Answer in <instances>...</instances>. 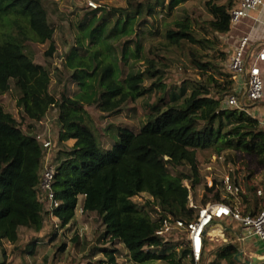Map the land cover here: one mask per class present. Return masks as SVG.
<instances>
[{"label":"trees","instance_id":"obj_1","mask_svg":"<svg viewBox=\"0 0 264 264\" xmlns=\"http://www.w3.org/2000/svg\"><path fill=\"white\" fill-rule=\"evenodd\" d=\"M190 1L142 0L128 2L125 8H88L77 22L81 35L64 63L72 71L70 81L78 92L73 97L56 98L57 94L50 92L48 68L34 63L28 52L30 44L46 43L44 57L50 59L55 52L54 28L44 0H0V96L12 88L19 92L17 116L0 105V243L15 245L22 230L36 234L24 246L14 248L21 264H28L26 256L35 255L41 243L38 234L49 218L39 190L42 145L34 136L23 133L21 127L24 123H39L54 108L58 131L52 159L53 191L59 203L52 212L57 229L54 232L72 223L80 198L81 214H93L100 222L102 233L97 243L103 241L104 246L93 248V254L102 253L106 264H118L116 245L123 246L133 264H192L185 236H156L162 219L170 216L193 221L197 209L208 203L238 208L242 216H254L263 208L264 192L256 195L260 189L247 182L250 175L245 177L246 193L241 192L238 200L225 194L216 180L207 186L200 172L198 152L227 151L242 156L247 160L245 167L253 164L264 175V125L253 115L255 104L247 112L222 106L233 84L227 70L231 50L224 38L232 33L229 11L239 0L205 2L209 19L204 29L214 35L213 40L196 36L188 17L169 20L176 8ZM145 17H160L162 26L158 28ZM125 37L120 53L115 55L112 43ZM156 38L159 44L151 45ZM83 41L86 49L82 54ZM143 41L150 43L148 51L159 52L162 47L166 49L164 54L171 48L190 45L187 53L196 74L159 98L138 129L117 126L111 149L107 150L86 108L113 115L152 92L145 81L157 78L152 86L163 87L157 75L167 66L161 62L166 56L150 58L144 53ZM204 49L216 55L207 59ZM139 62L145 65L143 70L137 67ZM177 88L179 94L174 92ZM68 141L73 145L67 146ZM231 177L240 187L234 174ZM199 187L202 195L197 201ZM140 195L148 199L137 203ZM189 195L197 209L189 207ZM216 223L222 226L226 241L206 236L200 264H244L234 257L245 247L250 253L264 255V249L251 244L261 241H238L237 222L226 218ZM55 236L53 233L51 240ZM64 250L62 243L58 252ZM3 255L0 249V260Z\"/></svg>","mask_w":264,"mask_h":264},{"label":"rangeland","instance_id":"obj_2","mask_svg":"<svg viewBox=\"0 0 264 264\" xmlns=\"http://www.w3.org/2000/svg\"><path fill=\"white\" fill-rule=\"evenodd\" d=\"M137 1L142 2V0H44V9L50 24L54 28L53 43L55 44V52L50 59L44 57V52L48 49V43L44 45L30 44L28 52L32 54L34 63L45 65L48 68L50 74V92L55 95L57 94L56 98L62 95L73 97V95L78 92L76 85L70 81L72 71L65 67L64 62L70 48L75 45L77 38L81 35L77 31L76 26L82 15L89 11L88 8H91L87 6V3H94L96 8L117 9L128 7V2ZM207 1L208 0H193L188 2L176 8L172 12L169 20H180L188 17L189 20H191V30L196 36H202L208 40H213L214 35L205 32L204 29L205 22L209 19L204 6ZM220 2L223 3L224 1ZM145 20L156 24L158 28L162 26L160 17L156 18V20H148L147 17H145ZM262 22L264 23V18H262ZM250 29H253V25L246 20L243 21L241 28L237 30L233 29L230 36L224 38L228 48L232 50L237 40L241 36L246 35ZM2 31H6V29H2ZM251 38H258L257 40L264 39V24L257 23L254 25ZM125 40L126 37L112 43L115 55L120 53L121 45ZM159 40L160 39L156 38L151 42V45H158V42H160ZM82 44L83 49L81 53L83 54L86 49V43L83 41ZM149 45L150 43L143 41L144 53L150 58L159 60L155 57L156 55L161 54L166 56V59H162L161 62L166 63L167 66L163 67V72L157 75V77H161L163 89L154 88L152 86L153 83L157 82V78L152 81H145L144 85L150 87L152 92L140 97L134 103H128L118 113L113 115L101 114L93 107L86 108L92 120V127L95 128L103 147L107 150L111 149L114 140V131L117 126H129L133 129H138L145 124V117L150 107L156 103L159 98L165 97L166 94H169L168 90H172L175 86L179 87L184 80L191 79L196 74V70L192 67L187 53L190 45L184 44L177 48H171L165 53L167 55L164 54L166 49L162 47L159 52L148 51ZM219 49H223L221 44L219 45ZM203 53L207 55V59L210 56L214 57L216 55L215 52L208 49H204ZM137 67L143 70L145 65L143 62H139ZM174 92L180 93L178 88L175 89ZM18 95L19 92L12 88L8 93L0 96V105L6 112L14 116H17L18 113L16 107ZM254 106L255 110H253V115L256 118L259 116L264 117V101L256 103ZM48 117L51 119L52 124V138L57 145L58 128L56 123H54V118L56 117L55 108L49 111ZM21 130L23 133L30 136L39 135L42 131L38 123L34 125L32 123H24L22 124ZM65 144L67 146H72L73 141H68ZM209 152L210 151L198 152L199 169L201 174L205 176L204 179L205 182H207V186H209L212 180H216L218 184L221 183L223 174L232 173L238 179L243 193L245 192V177L248 175H250V179L247 182L251 185H255L257 189L264 192V184L262 183L264 180L263 172L254 168L253 164H248L246 169L243 164L246 163L247 160L242 156L234 155L227 151L220 154ZM219 157L221 160L218 161L217 158ZM180 170L181 169H178V171ZM249 171H253L254 174H249ZM184 183L186 182L184 181L183 185ZM196 193V200L199 201L202 195L201 187L196 190ZM147 199L148 197L146 195H140L136 198V202L143 203ZM237 199L240 200L239 198ZM238 200H234V202ZM80 203L81 199L79 198L75 211V218L72 223L64 229H58L57 232H54V230H57L55 229V221L51 218H46L44 228L38 234L41 243L37 246L35 255L33 257H25L28 264H106V259L102 253L95 252L96 254H93V248L104 246L103 241L99 244L97 243V238L102 233L100 222L93 214H81ZM213 229L220 230L222 226L216 223ZM53 233H56V236L51 240L50 236H52ZM32 236L37 235L33 232L22 230L20 238L15 245H11L8 242H1L0 249L2 253L4 252V255L0 263L21 264V259L14 248L16 246H24L30 241ZM212 236L210 237L218 241L220 240L218 232L212 233ZM62 243L65 244V250L63 252H58V248ZM251 244L254 247H259L262 250L264 249V242H254ZM116 248L119 250V255H117L118 264H133L128 261L127 252L124 250L123 246L116 245ZM243 251H245V253H243ZM241 252L243 253L242 262L244 260H250L252 257L264 256L256 255L255 252H248L247 247L242 249Z\"/></svg>","mask_w":264,"mask_h":264},{"label":"built area","instance_id":"obj_3","mask_svg":"<svg viewBox=\"0 0 264 264\" xmlns=\"http://www.w3.org/2000/svg\"><path fill=\"white\" fill-rule=\"evenodd\" d=\"M87 6L92 9L96 8V5L92 2H88ZM229 16L231 30L241 28L244 20L251 23L254 29L255 24H264L262 22L264 0H239L238 5L229 11ZM253 29H250L246 35L241 36L229 53L227 70L231 74L233 84L231 91L223 100L222 106L224 108L247 112L250 105L264 101V39L251 38ZM49 111L38 123L42 130L41 134L34 137L40 141L43 149L39 190L47 203L49 218L55 221L52 212L59 206L53 191L54 165L52 159L56 144L52 138V124L51 119L48 117ZM54 120L56 122L57 115ZM258 120L261 125H264L263 116H259ZM219 160H221L220 157ZM184 186L189 189L187 182L184 183ZM221 186L224 193L232 198H237L242 192L241 188L233 183L231 173L222 175ZM256 195L262 196V191L258 190ZM188 199L189 207L197 209L190 195ZM226 218L232 219L240 225L239 242L264 241V206L254 216H242L238 208L232 209L223 203H208L203 207H199L196 219L190 222L167 216L160 221L156 236L164 239L185 236L192 264H200L204 238L212 236L216 221ZM220 230L222 231V229ZM220 230H218V235L224 242L226 238Z\"/></svg>","mask_w":264,"mask_h":264},{"label":"water","instance_id":"obj_4","mask_svg":"<svg viewBox=\"0 0 264 264\" xmlns=\"http://www.w3.org/2000/svg\"><path fill=\"white\" fill-rule=\"evenodd\" d=\"M243 258V253L239 251L237 255L234 257L236 261H241ZM244 264H264V256L262 257H252L250 260H244Z\"/></svg>","mask_w":264,"mask_h":264},{"label":"crops","instance_id":"obj_5","mask_svg":"<svg viewBox=\"0 0 264 264\" xmlns=\"http://www.w3.org/2000/svg\"><path fill=\"white\" fill-rule=\"evenodd\" d=\"M264 18V17H263ZM264 69V68H263ZM18 111V110H17ZM216 232H218V230H216ZM223 232V231H222ZM240 233V232H239ZM239 235V234H238ZM217 240V239H216ZM221 240V239H220ZM252 241V240H251ZM243 243H250V241L248 242H243Z\"/></svg>","mask_w":264,"mask_h":264},{"label":"bare ground","instance_id":"obj_6","mask_svg":"<svg viewBox=\"0 0 264 264\" xmlns=\"http://www.w3.org/2000/svg\"><path fill=\"white\" fill-rule=\"evenodd\" d=\"M215 232H216V230L213 231V233H215Z\"/></svg>","mask_w":264,"mask_h":264}]
</instances>
